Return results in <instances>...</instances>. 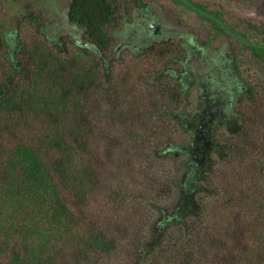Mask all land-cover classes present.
<instances>
[{
    "label": "rangeland",
    "instance_id": "rangeland-1",
    "mask_svg": "<svg viewBox=\"0 0 264 264\" xmlns=\"http://www.w3.org/2000/svg\"><path fill=\"white\" fill-rule=\"evenodd\" d=\"M184 1L196 7L189 8L175 0L167 1V6L172 8V12L163 25L171 28L170 35L181 33L185 37L196 36L204 48L203 55L199 51H194V48L198 47L197 43L192 48L195 59L188 57L187 48H184L181 54L175 49L161 57L141 60H137L128 51H123V54L118 56L119 60L117 59L111 66L117 81L125 74L128 76L129 85H135L137 90L141 91L134 100L138 106L142 103V107H137L135 111L142 113L144 125L140 126L138 120L134 121L136 139L134 135L129 136L126 133L133 129L127 126L128 123H122L119 116L120 113L127 114L129 110L122 106L124 104H120V97L104 94L106 89L110 92L107 84H104L103 88L100 86L93 88L88 95L87 106L92 121L89 128L96 133L100 147L99 153L95 151V154L88 155L87 160L95 174L92 184L96 183L98 178L96 186L104 187L101 190L94 188L86 201L80 200L77 204L73 201L72 206L79 214L77 220L80 226H90L103 231L107 237L113 239L115 248L107 250L106 253L101 250L90 253L87 261L80 260L78 263L70 254L69 258H64L65 264H134L136 256L143 253L140 244L149 239L158 227L154 224L161 215L157 208L166 207L167 210H171L172 193L166 192L167 187L173 178L181 177L183 173L181 164L184 166L186 155L182 156L175 151L172 154L165 148L166 139L172 135V142L178 147L188 142V135L180 128L173 134L164 128L155 136L161 124L156 121L155 114L150 115V111L154 109L152 106L156 97L152 94L158 93L157 86L150 78L144 80L140 76L141 72L144 69L160 70L167 65L175 74L182 71L179 63L185 60L183 63L190 67L191 72L201 70L207 78L219 77L220 71L224 69L218 64L219 56L230 51L235 57L231 68L237 69L236 73L244 82H248L253 89V96L250 100L238 103L237 119L240 120L233 124V135L224 134L221 142V147L231 145L235 149H242L243 154L230 152L228 156L222 157L219 153L212 152L211 163L205 175L193 180V185L195 182L198 185L197 192L192 198L193 206L196 207L194 209L200 211L202 219H208V229L214 236L208 247L201 248L200 245L198 248V242L196 243L194 261L195 264H233L234 262L228 260V256H233L235 260L240 254L243 255L244 251L250 253L246 260L248 263L245 264L251 262L256 264L258 258H264V66L252 62L247 48L248 42H264V15H260L264 5L260 0L258 3L254 1V5L237 0ZM68 3L69 0H0L1 29L5 32L17 29L15 36L17 44L30 42L35 36L46 37L49 39L47 42L54 45L55 49L57 46L54 42L59 40L60 44L72 51L75 48L74 37L82 38L83 28L68 20ZM197 7L201 9L202 14L195 12V10L200 12ZM27 9H30L31 15L23 17V12ZM33 15L38 16L35 21L30 18ZM127 17L126 14L120 15L110 26L115 36L113 45L115 51L126 43L127 36H132L129 29L133 26L126 24ZM217 22L223 23L235 32L239 40L220 29ZM120 28L129 31L125 33L124 30L120 31ZM133 43L142 46L139 40ZM223 44L226 49H223ZM3 50L4 43L0 39V66L7 68L8 62L2 56ZM113 56L108 55L109 58ZM132 58L137 61L130 62ZM172 59L178 60V63L170 62ZM261 60H264V56ZM14 61L22 62L20 52L16 54ZM131 68H134L132 77L127 74V70L131 71ZM228 80L222 78L209 89L225 88ZM148 89L151 90V94H148ZM125 90L131 91L129 87ZM189 92V102L183 105L186 112L191 115L198 109L195 96L197 89L193 87ZM113 104L119 106L115 107L116 115L111 116L104 110ZM162 104L161 98H158L155 107ZM176 111H179V107ZM31 121V125L29 122L19 125L14 120L11 121L9 127L13 131L5 130L0 133V148L11 146L17 137L35 139L39 131L38 121L35 119ZM164 124H167L166 121ZM238 129H241L240 132H237ZM148 139L150 140L145 142ZM155 148L161 150L159 159L151 155ZM162 190L165 192L160 193ZM224 202H229L230 206H222ZM162 227L170 241L178 239L179 225L164 223ZM198 231L201 232V229ZM188 232L189 230L186 236ZM199 236L201 240V233ZM238 236L241 241L238 240ZM1 237H8L13 241L17 235L3 234ZM9 253L11 254V247H8L1 257V263H4ZM223 255L227 257L222 259ZM146 259L148 258L139 259L143 260L140 264H166L160 259L154 261Z\"/></svg>",
    "mask_w": 264,
    "mask_h": 264
},
{
    "label": "trees",
    "instance_id": "trees-1",
    "mask_svg": "<svg viewBox=\"0 0 264 264\" xmlns=\"http://www.w3.org/2000/svg\"><path fill=\"white\" fill-rule=\"evenodd\" d=\"M112 13L113 6L109 0H69L68 3V20L83 27L85 40L107 59L112 52V40L106 31L113 21ZM29 15L31 14L23 17ZM30 18L35 21L38 16ZM217 24L220 29L236 35L223 23ZM13 30L17 32V29ZM10 37V33L2 30L0 25V39L4 43L2 56L8 62L7 68L0 66V133L5 130L13 131L9 127L13 120L19 125L27 122L31 125L33 119L38 121L40 132L36 133L35 139L17 137L11 146L0 148V264H65L64 258H69L70 254L73 259H77V263L80 260L87 261L96 251L106 253L115 248L113 239L103 231L80 226L77 220L79 214L72 206L73 201L76 204L80 200L86 201L94 188L101 190L104 187L96 186L98 178L92 184L95 174L87 160L88 155L95 154V151L99 153L100 147L96 133L89 128L92 121L87 106L88 95L93 88H103L107 84L110 92L106 89L104 94L120 97V104H124L122 106L129 110L127 114L120 113L119 116L122 123H128L127 126L133 129L126 133L134 135L136 139L134 121L138 120L140 126L144 125L142 113L135 111L137 107H142V103L138 106L134 100L141 91L135 85H129L125 74L117 81L111 68L112 63L102 62L88 46L76 43L78 45L70 51L59 40L54 42L57 46L55 49L54 45L47 42L49 39L46 37L35 36L30 42L21 44H17L15 38L13 42ZM182 50L180 47L179 54ZM19 52L22 62L14 61ZM263 52L264 47L260 53ZM169 53L171 45L161 44L154 50L141 52L138 56L134 54L133 57L141 60ZM135 61L134 58L130 60L132 63ZM170 62L178 63V60L172 59ZM133 72L134 68L127 70L131 77ZM171 73L170 68L164 65L160 70L144 69L140 74L144 80L150 78L157 86L158 93L152 94L156 97L152 106L154 109L150 111V115L155 114L156 121L161 124L155 136L164 128L168 132L172 131V134L177 128L184 132L187 130L184 120L186 107L183 105L189 102L186 85L180 79L171 82ZM126 87L131 91L125 90ZM245 88V99H252V88ZM148 92L151 94V90L148 89ZM158 98H161L163 104L155 107ZM241 101L240 99L239 103ZM114 104L104 110L111 116L115 114V107L119 106ZM237 118L238 115L235 122H230L232 131V125L240 120ZM172 139V135L166 139L165 148L173 154V149H181L179 147L182 145L175 146ZM221 149L222 157L228 156L230 152L243 154L242 149H235L231 145H224ZM151 155L159 159L161 150L155 148ZM190 158L188 154L187 160H191ZM181 166V177L173 178L166 191L172 193L171 210L166 207L157 208L161 215L154 224L158 227L156 231H152L149 239L140 244L143 253L136 256L134 264H140L143 260L139 259L144 257L153 261L160 259L166 264H195L196 243L198 242V248L200 245L202 248L210 246L213 241L214 236L207 226L208 219H202L200 211L193 206L192 198L197 192V182L189 187L185 179L190 171L198 170L199 167L194 165L193 160L184 162V166ZM164 192L162 190L160 193ZM226 205L230 206L229 202L222 204ZM164 223L179 225L177 240L170 241L162 227ZM200 229L201 232L198 231ZM3 234H14L17 238L10 241L8 237L2 238ZM238 240L241 241L239 236ZM8 247H11V254L1 263V257ZM223 257L227 256L223 255L221 258ZM228 257L233 264H245L248 263L246 260L250 253L244 251L235 260L231 255ZM256 264H264V258H258Z\"/></svg>",
    "mask_w": 264,
    "mask_h": 264
},
{
    "label": "flooded vegetation",
    "instance_id": "flooded-vegetation-1",
    "mask_svg": "<svg viewBox=\"0 0 264 264\" xmlns=\"http://www.w3.org/2000/svg\"><path fill=\"white\" fill-rule=\"evenodd\" d=\"M111 5L113 6L112 20L111 23L107 26V32L109 33L112 40V52L111 55H114L113 58L107 59V57H103L101 52L94 48H91L92 44L85 40V31L83 28V36L82 38L74 37V45H84L88 46L94 53L100 57V60L106 64H114L119 55L123 54V51H128L130 55L136 54L138 56L141 52L154 50L157 46L161 44L171 45V51L176 48L179 50L180 47L182 49L187 48L188 57L191 56L192 59H195V54L193 55V47L198 44L197 48H194V51H199L201 55H203L204 48L201 47V41L196 38V36L185 37L181 33L176 35H170L171 28L169 26H164L163 22L168 20L172 8L167 6V1L172 0H109ZM177 3H181L186 5L187 7H196L192 5L190 2H185L184 0H175ZM243 1L247 3H251L250 5H254L258 3L259 0H237ZM154 2L153 4H150ZM262 5H264V0H260ZM198 8V7H197ZM200 12L196 13L202 14L200 8H198ZM260 15H264V8L261 9ZM30 13V9H27L23 12V16ZM122 14L128 15L125 18L126 24L132 25V29L130 33L132 36H127L126 43L121 45L118 50H114V33L111 31V24L115 23L114 21ZM259 14V12H258ZM200 18V17H199ZM166 19V20H165ZM201 19V18H200ZM178 21H181L178 19ZM120 26V25H119ZM120 31L124 30V28H120ZM124 30L125 33H128ZM225 31L230 34L226 29ZM10 38L13 40L17 35L14 30L9 31ZM234 39L239 40V36H235L231 34ZM8 39V38H7ZM139 40L141 41L142 46H136L133 41ZM15 42V40H13ZM78 43V44H76ZM133 43V45H132ZM17 45V44H16ZM16 47V46H15ZM15 47L13 49L15 50ZM262 47H264V42H248L247 48L249 49V54L252 62L256 65L261 63L264 66V60L261 58L264 56V52H261ZM129 48V49H128ZM11 49V50H13ZM131 49V50H130ZM223 49H226V46L223 44ZM197 56V55H196ZM218 64L223 66L219 73V77L216 76L214 78H207L206 75L201 73V70L191 72L190 67L183 63L185 60H182L180 65V69L182 71L177 73H171V81H175L180 79L181 83L186 85V93L188 95L189 89L196 88V101H197V110H194L191 115H189L188 111L184 115V120L186 123V133L188 135V142L180 146L179 148L184 149L186 152L180 151L177 149L178 154L186 155L188 158V154L191 156V160H193L194 165L199 167L198 170L190 171L189 174L186 175V183L189 187L194 186L193 180L197 177L199 178L202 175H205L208 166L210 165V154L219 153L222 155L221 142L224 134L233 135V131L230 130V122L233 120L235 122V118L237 116V105L239 100H246L244 91L245 87H250L248 82H244L243 79L236 73V70L231 68V65H234L235 57L232 52H227L219 56ZM13 59V57H12ZM177 64V63H175ZM236 68V66H235ZM228 74V75H227ZM222 78H228V82L225 88L216 87L209 89V87L221 80ZM172 81V82H173ZM223 83V82H222ZM220 82V84H222ZM253 90V89H252ZM233 126V125H232ZM218 129H222L219 131ZM224 131V132H223ZM221 139H218V137ZM188 153V154H187ZM191 160H186L189 162ZM197 178V179H198Z\"/></svg>",
    "mask_w": 264,
    "mask_h": 264
},
{
    "label": "clouds",
    "instance_id": "clouds-1",
    "mask_svg": "<svg viewBox=\"0 0 264 264\" xmlns=\"http://www.w3.org/2000/svg\"><path fill=\"white\" fill-rule=\"evenodd\" d=\"M173 151L177 152V149H176V150H173ZM180 151H181V149H180ZM183 152H186V151L184 150ZM186 160H187V158H186ZM185 162H186V161H185Z\"/></svg>",
    "mask_w": 264,
    "mask_h": 264
},
{
    "label": "water",
    "instance_id": "water-1",
    "mask_svg": "<svg viewBox=\"0 0 264 264\" xmlns=\"http://www.w3.org/2000/svg\"><path fill=\"white\" fill-rule=\"evenodd\" d=\"M89 47H91V48H94V46L93 45H91V46H89ZM96 50V49H95ZM97 51V50H96Z\"/></svg>",
    "mask_w": 264,
    "mask_h": 264
}]
</instances>
